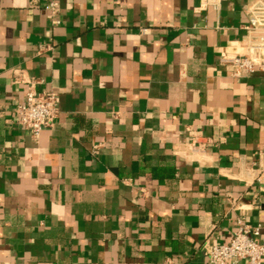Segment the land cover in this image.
Here are the masks:
<instances>
[{"label":"crops","instance_id":"crops-1","mask_svg":"<svg viewBox=\"0 0 264 264\" xmlns=\"http://www.w3.org/2000/svg\"><path fill=\"white\" fill-rule=\"evenodd\" d=\"M251 1L60 0L54 17L0 0V264H210L242 213L264 225V72L221 62ZM31 83L58 96L38 139L16 113Z\"/></svg>","mask_w":264,"mask_h":264},{"label":"built area","instance_id":"built-area-1","mask_svg":"<svg viewBox=\"0 0 264 264\" xmlns=\"http://www.w3.org/2000/svg\"><path fill=\"white\" fill-rule=\"evenodd\" d=\"M37 0H32L35 3ZM46 8L55 17L60 10V0H47ZM248 25L245 27V46L240 53L221 52V62L232 66L235 78L264 72V0H253L247 6ZM57 22V21H55ZM56 93H38L31 83L24 100L16 107L18 122L38 139L45 128L52 127L58 117ZM256 181L264 188V150L257 161ZM264 225L251 224L242 213L238 228L228 243L204 244L210 264H264Z\"/></svg>","mask_w":264,"mask_h":264}]
</instances>
